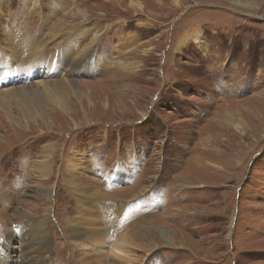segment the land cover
I'll list each match as a JSON object with an SVG mask.
<instances>
[{
	"label": "rangeland",
	"instance_id": "1",
	"mask_svg": "<svg viewBox=\"0 0 264 264\" xmlns=\"http://www.w3.org/2000/svg\"><path fill=\"white\" fill-rule=\"evenodd\" d=\"M76 5L88 17L73 22L87 26L73 52L93 45L87 59L92 66L77 80L95 83L93 104L70 91L60 95L66 108L31 95L37 108L28 110L4 97L10 99L0 105L5 223L14 226V209L30 210L25 202L46 205L54 264H79L78 248L61 223L76 210L66 189L74 180L97 194L95 203L124 209L88 253L110 254V240L156 222L171 229L174 245H125L129 264H264V105L253 97L264 91V0H0V66L7 62L14 80L1 88L29 86L24 79L30 70L35 82L64 78L58 71L43 74L36 62L55 61L49 64L57 69L66 61L47 51L46 25L55 26ZM249 99L263 113L258 120L241 114L245 134L223 124L217 142L202 143L218 127L220 120L212 119L223 106ZM85 119L96 121L73 126ZM214 147L222 150L217 156ZM197 154L207 160L202 171L195 166ZM40 160L50 170L36 176L30 163ZM223 163L225 172L212 170ZM190 169L199 172L187 175ZM184 181L203 184L184 187ZM38 186L50 189L49 196L36 198ZM35 208L20 222L44 212ZM6 235L0 234V252ZM117 257L95 264L126 262Z\"/></svg>",
	"mask_w": 264,
	"mask_h": 264
},
{
	"label": "bare ground",
	"instance_id": "2",
	"mask_svg": "<svg viewBox=\"0 0 264 264\" xmlns=\"http://www.w3.org/2000/svg\"><path fill=\"white\" fill-rule=\"evenodd\" d=\"M54 17L55 16L53 15V18ZM76 17L78 18L75 19ZM86 17H88L86 11L83 10L81 6L76 5V7L69 14L60 18V20H58L59 22H57L55 26L46 25L49 28L48 30V32L50 33L49 45H51L50 49H48L47 51H50L52 53H56V52L60 53V57L61 56L66 57V61L61 62L59 64L61 66L57 67V69L55 68L56 66L51 65L54 64L55 61L43 60L45 61V63H41L40 61H37L36 63L39 65L37 70L40 69L39 71H41L42 67H45V70H43V74L47 75L49 71L50 72L58 71V74H62L64 78H61L60 80L58 79L40 80L38 82H35L33 81V79H30V77H28L29 74L32 73V71L31 70L27 72L25 71L26 72L25 76H27V78L24 79V82L26 84L30 83V85L29 86L20 85L16 87H7L6 85L5 88L0 87V105L9 104L10 99H6L4 97H9V98L15 97V99L18 101L19 104L26 105L25 109L35 110L37 107L31 102V95H33L32 97H38V99H40L39 100L40 102L50 101V104L55 105L56 107L62 106L66 108L65 100H63L62 102L61 101L62 99L60 98V95L63 98V93H65L66 91L77 92L83 96L87 95L90 104L91 105L93 104V98L91 97L90 94L93 92V86L95 85V83L91 81L89 82V81L77 80V77L80 72L92 66V65L89 66V64L92 61H87V59H89L90 50L93 47V45H89L85 50L81 49L76 54H74L73 52L74 51L73 46L77 44V40L86 38L84 36L85 33L87 32L86 31L87 26L85 25L76 26L73 24V22L78 20L81 21V19H84ZM59 35L62 36L60 37ZM143 51L144 50H142V52ZM0 68H1L0 85L6 83L7 81L10 82L9 80H12L11 82H14L10 74L11 67L9 66V64L6 62L2 66H0ZM34 82L36 84L31 85L34 84ZM99 95L101 94L99 93L97 97ZM263 95H264V91L262 93L260 92L254 94L253 96L255 97L254 101H257L260 104L264 105ZM100 98H102V100L104 99V97H99V99ZM225 101L229 102L230 100H225ZM251 101L253 100L249 99L246 102L239 101L238 105L231 106V109L228 110L224 106H223L224 108L221 106L222 107L221 111L217 112V114L212 119L213 122H217L218 119L220 120V122L217 124L218 127L215 128L214 130H211V132H208L206 134V137L202 139V143L207 142L209 139H213L215 142H217L221 138L223 124L233 125V128L236 130V132L239 135L245 134V130H244L245 127L242 126V123L246 125L245 119L247 118L245 119L242 118L241 114L244 113L246 115L247 114L251 115L253 118L258 120L260 118V114L263 113V112L261 113L259 109L256 110L254 108L257 105L256 103H254L256 104L255 106H251L249 104ZM227 105H231V104H227ZM141 112L142 110H140L139 114H142ZM232 113L235 114L236 119L231 118ZM94 121L96 120L85 119L83 121L75 123L73 126L75 127L88 123L91 124V122ZM224 130L227 131L225 128ZM0 141H1V137H0ZM54 145L55 142L51 143L48 147ZM221 152L222 150L218 147H214L211 150V153H214L216 156L219 155ZM194 160L196 164L195 166L196 167L198 166L197 168H199L200 171H202V169L200 168L201 165H207V160L201 154L199 155L197 154ZM213 162L216 163V161ZM70 163H71L70 167H72L74 164L72 161H70ZM28 165L29 163L26 164L27 167ZM47 166L48 165L44 161L43 162H41V160L32 161L30 163L29 171L30 173H33L36 176L46 175L50 170V169L47 170ZM235 166H237V162H235ZM226 168H228L227 165L223 163V164H216V166H214L212 170H215L214 171L215 173L219 172L221 174V172H225ZM193 170L190 169L189 171H187L188 172L187 175L188 174L195 175L196 173L198 174L199 170L194 172ZM172 184H173L172 181L168 182L169 186H171ZM200 184H203V182H200L198 184H191L189 182L187 183L184 181L183 186L185 187V186L200 185ZM180 185L181 184H179L178 186ZM38 189L39 191L37 193L36 198L37 197L41 198L39 197V195H42V197L44 198L45 196H49L50 189L42 186H38ZM66 189L68 190L69 194L73 196L76 205V210L73 209V211L70 212L73 216L70 218L69 217L66 218L65 216L64 220L61 223L68 226V230L66 234L68 235L69 239L72 240V242L75 244V246L78 248V252H79L78 255H81L80 259L78 260L79 264H95L96 262L99 261L100 258H104L106 256H111V255H117L119 258L125 260L128 263L130 261V258L132 257L128 258L129 255L123 254V249H125V245L135 247V249H150L160 244L174 245L173 241L175 239V236L174 233L171 232V229L169 227H166L164 224H158L156 222H153L154 224L152 228L151 226H146L145 229H143L144 231H142L141 233H136L135 235H130V234L126 235L125 238L118 241L115 240L114 238H113L114 240L113 239L110 240L113 244L111 246L110 254L88 253L90 247L93 246L97 247L100 245V239L105 236L107 231L110 230V227L108 225L109 222H111L113 219L122 217V215L124 214L123 213L124 209L119 208L117 206H110L105 202H99L100 204L95 203L93 199L97 196V194L93 191H90L87 187L81 186L78 182L74 180L72 181L71 184L66 186ZM141 190L142 189H139V192ZM0 191H1V187H0ZM3 195L4 194L0 192V201L4 199ZM28 202H25V205H30L29 206L31 207L30 210L37 207L35 208V210L42 208L44 212L40 215L35 214L34 217L24 222H20V219L25 217L26 212L30 210L20 209V208L14 209V211L12 212L14 214V218L16 219L14 221V226L9 222L5 223L7 222V220L5 219L4 215L7 211H9V208L3 206L2 209L0 210V222L3 223L0 225V227H3L0 228V234H3L5 232L7 233V235L1 239L2 250L0 252V264H54V258L49 248L50 238L46 230L47 228H45L46 226L44 224L49 214L46 211L47 206L45 205V207L43 208L44 205L40 206L39 204H35V201L29 202V204ZM22 203H24V201H22ZM38 213H41V211H38ZM134 214L136 215L137 213L135 212ZM138 218L141 219L139 216ZM93 241L96 244L93 245ZM183 242L184 240L181 238L179 241L181 246H185L184 244H181ZM31 244L37 246L35 251L33 249L32 250L29 249V246ZM126 262H124L123 264H127Z\"/></svg>",
	"mask_w": 264,
	"mask_h": 264
}]
</instances>
